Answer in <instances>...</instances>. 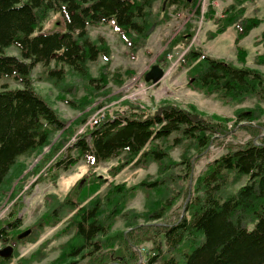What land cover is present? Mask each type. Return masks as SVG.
Segmentation results:
<instances>
[{"label":"trees","instance_id":"obj_1","mask_svg":"<svg viewBox=\"0 0 264 264\" xmlns=\"http://www.w3.org/2000/svg\"><path fill=\"white\" fill-rule=\"evenodd\" d=\"M156 1L0 0V78L16 82L0 88V204L7 198L5 205L11 206L9 216L0 218V245L10 243L15 251L18 242H35L46 228L66 221L17 264L40 262L51 240L63 235L68 238L46 264H264V50L253 58L262 69L245 65L246 51L238 45L235 59L241 65L196 48H188L179 58L187 85L236 107L232 117L167 99L145 113V107L123 99L129 111L110 116L102 110L98 124H88L101 106L95 104L97 99H117L111 85L123 86L136 71L111 69L109 43L102 37L92 39L87 27L114 20L129 58L134 59L151 30L167 18L159 8L153 9ZM163 1L166 8L187 3ZM254 1L232 0L219 16L209 4L202 16L212 20L215 29L208 38L229 27L236 31L235 43L246 37L261 22L255 13L245 15V4ZM196 4L193 0L187 10L199 14ZM51 12L65 16L63 31L42 32ZM184 24L157 61L180 43H189L196 27L189 21ZM255 44L264 48V30ZM11 47L16 54L6 52ZM99 56L105 62L93 76L90 64ZM38 64L41 69L34 73ZM35 80L51 84L58 92L55 100L75 115L62 117L34 87ZM248 99H253L252 105L239 106ZM235 130L249 137L225 142V151L192 177L191 158L219 138L234 139ZM175 147L180 149L177 160L170 154ZM113 156L117 161L107 171L111 177L125 167L152 162L158 167L154 176L130 185L90 173L61 199L44 194L45 211L27 227L31 231L26 237L17 238L22 231L18 214L24 207L23 195L32 190V185L24 189L30 178L49 172L55 177L58 167L71 168L80 159H90L93 165ZM138 190L145 193L141 210L129 206ZM180 201L181 213L167 220ZM119 220L122 226L115 227ZM0 264H8V258L0 257Z\"/></svg>","mask_w":264,"mask_h":264},{"label":"rangeland","instance_id":"obj_2","mask_svg":"<svg viewBox=\"0 0 264 264\" xmlns=\"http://www.w3.org/2000/svg\"><path fill=\"white\" fill-rule=\"evenodd\" d=\"M231 2L232 0H197L196 7L199 9V14H195L194 11L187 10L190 8V5L188 4L173 3L166 8L163 0H157L154 3L153 9L157 10L159 8L160 15H166L167 18L151 30L146 45L144 48L136 52L134 59L129 58L127 52L128 48L120 39L114 20H110L108 23L98 26H88L87 28L92 39L102 37L109 43L111 47V69L132 68L136 71L135 76L128 79L123 86L116 88L111 85L113 92L118 94L119 97L111 102H103L101 101V98H98L95 102L96 105L101 103V106H99L98 109L101 111L105 110L110 116H114L115 111L118 113H125L129 111V108L127 104H123L121 101L127 99L133 105L136 104L145 107V113H151L154 107L162 99H167L183 107L188 103H193L197 108L207 113H217L222 116L232 117L233 110L236 107L223 105L213 96H205L202 92L191 89L187 85L185 68H180L178 66L179 58L188 48H196L204 54L221 58L225 61H232L235 65H241L235 59L237 47L241 46L246 51L245 65L262 69L261 66L254 63L253 58L257 53L264 50L261 45L255 44L261 32L264 30V0H255L254 2H247L245 4V15H252L255 13L260 18L261 22L258 26L252 28L249 34L243 39H240L239 42L235 43L234 41L236 31L233 27H229L225 32L214 38H208V33L215 29V24L212 20L206 19L202 16L206 11L207 6L211 4L215 10V15L219 16L222 8ZM182 4L185 6H182ZM64 17L65 16L61 13L51 12L49 19L43 24L42 32L63 31L65 29ZM186 21H189L192 26L196 27V31L190 38L189 43H180L175 46L165 58L157 61L156 57L166 49L168 42H170L177 33L182 31V29L184 30V23ZM184 35H187V33ZM6 52L12 54L17 53L16 49L12 47L7 49ZM104 62V58L99 56L95 62L90 64V71L93 76L97 75L98 67ZM154 63L163 68V76L156 82L145 81L143 76ZM40 69L41 65L38 64L33 68V72H38ZM70 77L71 76H68L67 79ZM2 85L15 86L16 82L13 78L3 77L0 78V88ZM33 85L42 96L46 97L52 103L53 107L61 113L62 117L70 119L75 115V111L68 108V106L61 101L55 100V96L58 92L51 84L35 80ZM83 87V85L80 86L79 95L83 93ZM253 102V99H248L239 106L252 105ZM82 130L83 126H81L77 132H81ZM234 133V139L230 136H227L224 139L219 138L209 145L204 153L199 156L194 155L191 158L193 166L192 177L203 169L210 159L225 151L223 146L225 142L233 141L238 143L249 137V135L242 130H235ZM69 153L73 154V151H69ZM170 154L173 159L177 160L180 154V149L175 147ZM116 161L117 157L113 156L106 160L103 159L97 161L92 165L90 164V159L84 158L80 159L71 168H65L61 165L58 167L55 177H52V173L49 172V174H43V176L38 179L37 177L39 176V173L30 178L24 186V189H27L29 185H32V190L27 194L24 193V207L18 214L20 229L22 230L21 232L28 229L27 227L45 211L46 206L43 196L46 193H53L61 199L68 191L75 188L76 185L80 186L84 183L90 173H94L96 176L107 177L108 181H125L130 185L138 182L146 175L154 176L158 167L155 162L150 163L146 167H125L111 177L107 171ZM105 187L106 185L101 187V193L105 190ZM144 195V191L138 190L135 197L129 202V206L141 210L143 208ZM5 200L0 204V218H7L11 209L10 204L5 205ZM182 207L183 202L180 201L178 207L175 208V210H173V208L172 211L168 213L167 220H174L181 213ZM65 224L66 221L62 220L57 225L46 228L44 233L35 242H29L26 240L18 242L15 251L13 247V251L8 257V264H17L18 258L28 256L45 240L51 239L56 231ZM121 226L122 222L119 220L115 224V227ZM67 238V235H63L51 240L45 250L46 256L40 262H35L34 264H46L56 257L60 250V244ZM14 252H16V254H14Z\"/></svg>","mask_w":264,"mask_h":264},{"label":"water","instance_id":"obj_3","mask_svg":"<svg viewBox=\"0 0 264 264\" xmlns=\"http://www.w3.org/2000/svg\"><path fill=\"white\" fill-rule=\"evenodd\" d=\"M162 76H163V68H162L160 65L154 63V64L151 65V67L149 68V70L145 72V74H144V80H145V81L156 82V81H158ZM48 148H49V146H47V147L43 150V152H44L45 150H47ZM40 156H41V154L38 155V156L35 158V160H34L33 163L30 165V167H31V166H32V165H33V164H34V163L40 158ZM190 183H191V182L189 181V184H190ZM188 197H189V194H188L187 198H188ZM6 199H7V198H6ZM5 201H6V200H5ZM30 230H31L30 228L26 229L25 231H23V232H21L20 234H18L17 237H18V238H22V237L27 236V235L29 234ZM12 251H13V246H12V245H10V244L5 245L4 247H1V248H0V257H3V258H7V257H9V256L11 255Z\"/></svg>","mask_w":264,"mask_h":264},{"label":"built area","instance_id":"obj_4","mask_svg":"<svg viewBox=\"0 0 264 264\" xmlns=\"http://www.w3.org/2000/svg\"><path fill=\"white\" fill-rule=\"evenodd\" d=\"M104 116L103 112L99 110L89 119L88 123L90 125L97 124L98 121Z\"/></svg>","mask_w":264,"mask_h":264},{"label":"flooded vegetation","instance_id":"obj_5","mask_svg":"<svg viewBox=\"0 0 264 264\" xmlns=\"http://www.w3.org/2000/svg\"><path fill=\"white\" fill-rule=\"evenodd\" d=\"M187 3L186 4H190L193 0H186Z\"/></svg>","mask_w":264,"mask_h":264}]
</instances>
